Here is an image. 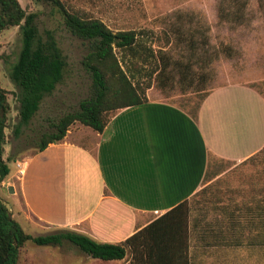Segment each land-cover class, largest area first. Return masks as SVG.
Masks as SVG:
<instances>
[{"label": "crops", "instance_id": "obj_1", "mask_svg": "<svg viewBox=\"0 0 264 264\" xmlns=\"http://www.w3.org/2000/svg\"><path fill=\"white\" fill-rule=\"evenodd\" d=\"M86 129L84 144L66 134L7 183L47 234L134 237L123 259L83 254L80 264H264V97L255 88H216L194 114L146 96L111 113L102 132Z\"/></svg>", "mask_w": 264, "mask_h": 264}, {"label": "rangeland", "instance_id": "obj_2", "mask_svg": "<svg viewBox=\"0 0 264 264\" xmlns=\"http://www.w3.org/2000/svg\"><path fill=\"white\" fill-rule=\"evenodd\" d=\"M17 1L27 13L36 14L39 37L52 35L66 61L61 82L15 135L18 89L9 71L20 50V32L18 27L0 31V86L9 104L3 157L13 174L0 187V201L24 232L34 237L47 233L25 213L11 185L13 193H8L7 183H18L16 164L22 165L34 154L41 135L52 132V122L77 110L79 102L90 96L91 79L82 65L89 43L72 35L50 5ZM60 1L69 12L98 19L113 32L135 31L140 56L132 59L118 51L116 56L130 83L145 97L178 105L192 114L208 93L228 84H246L264 97V13L257 0ZM239 1L245 5L239 6ZM238 10L239 16L234 17L232 13ZM88 133L76 123L66 134L70 141L84 144ZM82 256L68 243L60 247L28 243L20 251L18 264H80Z\"/></svg>", "mask_w": 264, "mask_h": 264}, {"label": "trees", "instance_id": "obj_3", "mask_svg": "<svg viewBox=\"0 0 264 264\" xmlns=\"http://www.w3.org/2000/svg\"><path fill=\"white\" fill-rule=\"evenodd\" d=\"M31 1L45 3L56 9L68 31L89 43L82 65L90 76L92 87L90 96L79 102L77 110L52 122V132L41 135L34 154L49 144L61 142L73 124L100 133L111 113L146 102L144 94H140L130 83L116 56V51L126 53L132 59L140 56V44L135 31L113 32L98 19L69 12L60 0ZM257 3L264 13V0H257ZM238 5L244 6L245 3L239 1ZM232 15L238 17L239 10ZM11 27L19 28L21 40L16 61L9 71V79L18 89L19 121L14 133L19 135L21 127L33 118L44 97L50 95L63 79L66 61L52 35L48 33L44 39L39 37L35 13H27L17 0H0V31ZM8 111L7 92L0 86V187L10 175L8 159L3 157ZM133 239L122 244H104L69 230L33 237L24 232L10 210L0 201V264H18L20 251L28 243L38 247H60L68 243L93 259L121 260Z\"/></svg>", "mask_w": 264, "mask_h": 264}, {"label": "built area", "instance_id": "obj_4", "mask_svg": "<svg viewBox=\"0 0 264 264\" xmlns=\"http://www.w3.org/2000/svg\"><path fill=\"white\" fill-rule=\"evenodd\" d=\"M16 166L18 167V174H19V177H22L23 176V167H24V163H17Z\"/></svg>", "mask_w": 264, "mask_h": 264}, {"label": "water", "instance_id": "obj_5", "mask_svg": "<svg viewBox=\"0 0 264 264\" xmlns=\"http://www.w3.org/2000/svg\"><path fill=\"white\" fill-rule=\"evenodd\" d=\"M7 191H8V193H13V188L11 187V186H9V187H7Z\"/></svg>", "mask_w": 264, "mask_h": 264}]
</instances>
